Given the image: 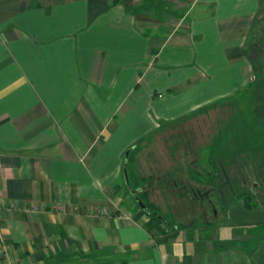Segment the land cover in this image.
<instances>
[{
    "label": "crops",
    "instance_id": "crops-1",
    "mask_svg": "<svg viewBox=\"0 0 264 264\" xmlns=\"http://www.w3.org/2000/svg\"><path fill=\"white\" fill-rule=\"evenodd\" d=\"M263 9L0 0V264H264V241L238 230L264 208L235 199L221 229L171 225L137 204L123 171L159 121L244 88Z\"/></svg>",
    "mask_w": 264,
    "mask_h": 264
},
{
    "label": "rangeland",
    "instance_id": "rangeland-1",
    "mask_svg": "<svg viewBox=\"0 0 264 264\" xmlns=\"http://www.w3.org/2000/svg\"><path fill=\"white\" fill-rule=\"evenodd\" d=\"M250 41L256 42L249 35L247 50L251 49L248 47ZM250 57L249 82L244 88L195 113L165 124L159 121L158 124L162 126L144 138L131 153L128 174L148 178L147 184L157 182L147 187V202L153 204L161 218L170 221L171 225L202 227L216 220L214 226L221 229L227 207L218 210L214 216L207 205L193 196L189 186L203 192L224 183L220 164L225 167L226 162L235 154L245 151L250 143L251 148L264 152V95H261L264 66L260 68L255 58ZM167 174L169 179L176 181V187L172 185L173 180L166 185L158 180ZM212 175L215 179L213 182L209 180ZM122 188L129 197L124 186ZM227 189L223 185V190L228 193ZM255 189L257 195L256 200L251 201V209L264 208V173ZM229 229L231 231L232 227ZM238 230L248 232L251 245L264 241V222L241 225ZM209 231L206 230V234Z\"/></svg>",
    "mask_w": 264,
    "mask_h": 264
},
{
    "label": "flooded vegetation",
    "instance_id": "flooded-vegetation-1",
    "mask_svg": "<svg viewBox=\"0 0 264 264\" xmlns=\"http://www.w3.org/2000/svg\"><path fill=\"white\" fill-rule=\"evenodd\" d=\"M250 35L256 42L252 41L251 43L250 41L248 44V47L250 46L251 48L250 50L248 49L249 56L255 58L256 64L261 65L260 68H262L264 66V9L262 16L253 22ZM249 60L251 61V59ZM255 88L259 87L255 86ZM255 91L257 92V90ZM262 94L264 95V89L263 91L261 89ZM258 95L260 96L259 93ZM250 145L251 143L245 151L240 152L232 157L229 162H226L225 167L220 164L224 183H220L216 188L210 187L203 192L197 188L190 187L193 196L200 203L207 205L214 216L218 210L226 206L229 199L238 196L240 193L255 199L257 195L255 186L260 184L261 175L264 173V152L261 149L257 151L255 147L251 148ZM223 185L228 187V193L223 190Z\"/></svg>",
    "mask_w": 264,
    "mask_h": 264
},
{
    "label": "trees",
    "instance_id": "trees-1",
    "mask_svg": "<svg viewBox=\"0 0 264 264\" xmlns=\"http://www.w3.org/2000/svg\"><path fill=\"white\" fill-rule=\"evenodd\" d=\"M246 53H247L248 57H250L247 49H246ZM252 142H253V138H252ZM236 155L237 154H235V156ZM130 156L131 155H129L128 158H127V176H128V183H127L126 186L131 191L135 192L134 196H137L138 199L141 200L142 203L145 205L144 211L149 212V213H157L156 208L154 207V205L151 204V203H149V202H147V195H148V193H147L148 192V188H147L148 185H147V183H148V180L149 179L148 178L146 179L144 177H138V176H130L128 174V165H129V162H130ZM220 172H221V170H220ZM198 180L200 181V179H198ZM209 180L211 182H213L215 180L213 178V175H212V177H210ZM235 199L241 200L246 207L253 206V204L251 203L252 198L250 196H245V195H242L240 193V194H238V196L229 199L228 200V203L232 202ZM228 203L226 204V206L228 205ZM226 206L224 208H226ZM186 225L187 224H184L183 226H180V225H178V226H180V227H186ZM187 226H189V225H187Z\"/></svg>",
    "mask_w": 264,
    "mask_h": 264
},
{
    "label": "water",
    "instance_id": "water-1",
    "mask_svg": "<svg viewBox=\"0 0 264 264\" xmlns=\"http://www.w3.org/2000/svg\"><path fill=\"white\" fill-rule=\"evenodd\" d=\"M127 154H128V151H126L125 156H127ZM123 171H124L125 181H126V183H128V176H127L126 164L124 165V169H123ZM134 194H135V192H133V195H134ZM135 200L137 201V204H138L142 209L145 208V205L142 203L141 200L138 199L137 196H135Z\"/></svg>",
    "mask_w": 264,
    "mask_h": 264
},
{
    "label": "built area",
    "instance_id": "built-area-1",
    "mask_svg": "<svg viewBox=\"0 0 264 264\" xmlns=\"http://www.w3.org/2000/svg\"><path fill=\"white\" fill-rule=\"evenodd\" d=\"M0 251H1V249H0Z\"/></svg>",
    "mask_w": 264,
    "mask_h": 264
}]
</instances>
